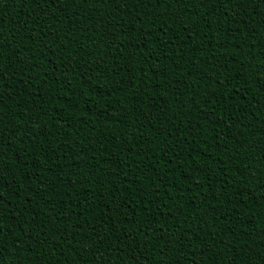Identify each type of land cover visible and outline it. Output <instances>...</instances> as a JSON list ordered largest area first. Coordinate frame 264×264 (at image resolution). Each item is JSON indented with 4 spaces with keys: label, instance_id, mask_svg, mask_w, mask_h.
I'll use <instances>...</instances> for the list:
<instances>
[{
    "label": "trees",
    "instance_id": "trees-1",
    "mask_svg": "<svg viewBox=\"0 0 264 264\" xmlns=\"http://www.w3.org/2000/svg\"><path fill=\"white\" fill-rule=\"evenodd\" d=\"M0 264H264V0H0Z\"/></svg>",
    "mask_w": 264,
    "mask_h": 264
}]
</instances>
